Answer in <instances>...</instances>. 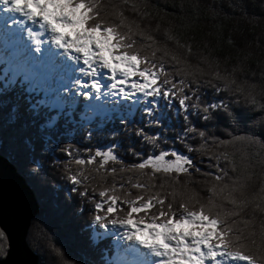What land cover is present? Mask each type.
Segmentation results:
<instances>
[{
  "label": "snow or ice",
  "instance_id": "6c2138e0",
  "mask_svg": "<svg viewBox=\"0 0 264 264\" xmlns=\"http://www.w3.org/2000/svg\"><path fill=\"white\" fill-rule=\"evenodd\" d=\"M122 3L141 23L101 0H0V33L11 38L15 61L0 80V108L11 126L25 115L41 117L50 132L39 144L25 137L13 162L33 179L44 168L35 156L40 151L59 169L70 211L86 217L89 250H100L98 261L81 262L53 248L54 264H264V87L257 93L235 78L244 58L264 65V39L257 36L254 52L249 38L238 43L237 36L216 32L214 15H206L213 21L207 34L216 39L202 36L207 54L194 53L200 13L215 8L197 3L180 8L188 16L182 31L164 30L175 47H161L146 30L149 6ZM251 6L260 11L250 12L248 0L229 5L255 25L257 17L264 19V0ZM217 45L244 52L231 72H222L213 57ZM194 57L215 69L196 68ZM259 71L264 79V66ZM41 90L51 93L54 106L30 95ZM102 99L124 113L113 127L81 126L79 143L75 136L55 138L61 115L77 119L82 106L91 110V102ZM47 107L60 111L42 116ZM133 110L139 121L130 118ZM101 138L106 143H98ZM201 179L206 198L195 199L193 191L175 202V185L187 191ZM9 254L0 228V264H8Z\"/></svg>",
  "mask_w": 264,
  "mask_h": 264
},
{
  "label": "trees",
  "instance_id": "16d2710c",
  "mask_svg": "<svg viewBox=\"0 0 264 264\" xmlns=\"http://www.w3.org/2000/svg\"><path fill=\"white\" fill-rule=\"evenodd\" d=\"M140 4L141 9L144 5L149 6L150 11H152L153 16L151 18V27L146 29L151 32V35L157 40L158 45L168 46L169 48H174L173 42L165 40L164 30L166 28H172L175 31H182L180 27L182 24L188 22V16L183 17L180 14V8L183 6L185 10L188 6L197 3H207L209 5L214 4L215 8L210 10L208 13H200L199 24L195 26L193 30V35L196 37V42L193 43L194 53H199L201 50L207 54V49H203L204 40H215V34L212 37L208 36V30L213 28V21L211 19H205V16L215 17V31L223 32L225 36L229 33L237 36V42H240V37H247L250 39L251 47L253 51H257V36L260 39H264V19L256 18L255 25L249 22V19L242 17L240 15L234 14L232 9L229 7L230 4L236 3L237 0H137ZM250 7L249 11L259 12L258 7H252L251 5L257 4L258 0H248ZM101 3L105 6L115 4L124 10L125 16H127L129 21H136L141 23L139 17L136 16L135 12L129 10L123 3L122 0H101ZM155 7H152V6ZM109 12L112 11L110 7L107 8ZM109 19L112 17L109 16ZM159 19L160 28L157 30L155 28V23ZM144 27V24H141ZM257 35H253V33ZM139 39V37H136ZM197 43L200 47H197ZM143 52H150V49H142ZM159 55V53H157ZM213 57L219 58L220 70L223 72L227 70L231 72L233 67H237L236 57H244L243 51H237L234 48L224 45L222 48L216 46V51L212 53ZM190 63L196 68H202L204 72L208 73L215 69V65L209 68L207 64L198 62L197 58H191ZM242 67H237L235 72V78L238 84L242 87L254 88L257 93H259L264 87V79H262L259 68L264 66L256 62L255 59L249 60L244 58L241 60ZM3 75L0 71V80L3 79ZM18 94V93H17ZM33 99H37V93H30ZM15 99V96H8L6 100L11 102ZM53 111L45 110L42 116H47ZM81 112H77V119H73L71 115L65 113L59 117L58 134L56 139L71 141L75 136L76 142L79 143V128L81 126L85 127H96L99 128H111L114 122L118 121L120 115L111 116L108 119L93 118L89 122L81 121ZM124 114V113H123ZM122 115V114H121ZM134 117V122L141 119L139 113L135 110L132 111L130 118ZM12 122L8 119L7 114L0 108V155L7 159L18 172V166L13 162V154L21 149L22 140L31 136L33 140L39 144L48 140L50 132L46 129V126L41 125V117L34 116H22L20 122L15 126H11ZM71 125V127H69ZM233 131L240 133L239 129H234ZM171 137V131L168 133ZM134 139V138H133ZM98 143H106V141L101 138ZM179 148L180 146L177 145ZM28 157H32V153H27ZM37 159L44 163V168L40 174L29 179L25 176H20L25 180L26 184L32 190L36 201L39 205L38 214L31 220L26 243L29 249L34 252L38 257V264H54L55 254L52 249H61L65 254V258L68 260H78L83 262L84 260H99L100 250H89L87 243V228L85 225L86 217H81L79 215H73L70 208L73 206L65 195L64 189L68 187L65 182L61 179V174L59 169L53 168L50 164L45 163L46 157L40 151L35 153ZM125 160L129 161L132 158L125 155ZM206 163V161H205ZM75 168L76 166L73 165ZM203 167V165H202ZM111 178L109 177V180ZM169 186L168 190H171ZM178 195L175 196V202H179L181 199H185L192 195L195 191L197 194L195 199L206 198L208 185L203 182L199 184H189L187 191L183 185H175ZM135 192V190H133ZM182 194V195H181ZM172 199V197H169Z\"/></svg>",
  "mask_w": 264,
  "mask_h": 264
},
{
  "label": "water",
  "instance_id": "95a60500",
  "mask_svg": "<svg viewBox=\"0 0 264 264\" xmlns=\"http://www.w3.org/2000/svg\"><path fill=\"white\" fill-rule=\"evenodd\" d=\"M36 198L15 167L0 155V228L6 230L8 264H38L26 237L31 220L38 214Z\"/></svg>",
  "mask_w": 264,
  "mask_h": 264
},
{
  "label": "rangeland",
  "instance_id": "374dc122",
  "mask_svg": "<svg viewBox=\"0 0 264 264\" xmlns=\"http://www.w3.org/2000/svg\"><path fill=\"white\" fill-rule=\"evenodd\" d=\"M4 48L0 50V60L3 62H6L8 64L6 55L4 54ZM11 64L8 65L7 69L9 70L8 75H11L12 69L15 68L14 64L10 62ZM2 74L4 75V70L1 71ZM38 94V99L43 97L46 100L47 105H55V100L53 99V96L51 93L46 94L43 90L39 92H35ZM103 100L100 101H92L91 102V110L88 108H84L82 106V114L80 115V120L84 122H89L93 118H101V119H108L111 116H116V115H121L123 114V111L117 107H114L113 104L110 103H104ZM127 108V105H125V109ZM47 110L51 111H60L59 108H54V107H47ZM86 114V115H85Z\"/></svg>",
  "mask_w": 264,
  "mask_h": 264
},
{
  "label": "bare ground",
  "instance_id": "6f19581e",
  "mask_svg": "<svg viewBox=\"0 0 264 264\" xmlns=\"http://www.w3.org/2000/svg\"><path fill=\"white\" fill-rule=\"evenodd\" d=\"M1 34V33H0Z\"/></svg>",
  "mask_w": 264,
  "mask_h": 264
}]
</instances>
